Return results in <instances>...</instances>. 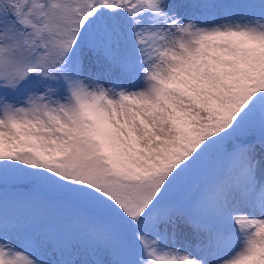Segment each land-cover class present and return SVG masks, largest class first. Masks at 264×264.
Here are the masks:
<instances>
[{"label": "snow or ice", "instance_id": "obj_1", "mask_svg": "<svg viewBox=\"0 0 264 264\" xmlns=\"http://www.w3.org/2000/svg\"><path fill=\"white\" fill-rule=\"evenodd\" d=\"M0 264H264V0H0Z\"/></svg>", "mask_w": 264, "mask_h": 264}]
</instances>
